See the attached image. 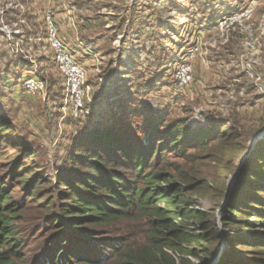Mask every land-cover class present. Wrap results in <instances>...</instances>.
<instances>
[{
    "label": "trees",
    "instance_id": "16d2710c",
    "mask_svg": "<svg viewBox=\"0 0 264 264\" xmlns=\"http://www.w3.org/2000/svg\"><path fill=\"white\" fill-rule=\"evenodd\" d=\"M154 70L135 85L153 86ZM129 100L81 131L53 182L0 114V264H212L222 239L214 264H264V139L232 191L251 135L216 110L193 128ZM204 198L225 204L222 235L216 210L196 207Z\"/></svg>",
    "mask_w": 264,
    "mask_h": 264
},
{
    "label": "rangeland",
    "instance_id": "374dc122",
    "mask_svg": "<svg viewBox=\"0 0 264 264\" xmlns=\"http://www.w3.org/2000/svg\"><path fill=\"white\" fill-rule=\"evenodd\" d=\"M73 2L80 26L87 32L78 33L75 46L67 43L55 17L54 21L59 37L85 72L88 112L82 119L70 114L67 87L46 39L44 13L36 24L40 30L29 24L26 40L14 38V34L26 31L16 22L0 33L7 37L0 40L4 47H0V114L12 124L13 139L28 148L44 169L42 179L53 182L56 168L64 163L81 131L102 119L110 120L129 99L136 98L132 105L137 109L147 106L156 114H165L169 121L189 117L187 123L193 128L207 120L198 107L201 103L204 109L214 108L230 117V123L252 138L264 130V0ZM247 8L250 17L237 18L232 25L227 21L231 17L233 23ZM113 30L116 33H106ZM191 46L198 49L191 83L176 92L175 68L181 53ZM161 62L170 63L156 72L154 85L143 82L142 89L138 88L133 82L136 73L150 79L149 71L160 69L157 65ZM30 78L43 82L41 92H25L23 82ZM152 87L156 90L151 91ZM7 151L14 153L10 148ZM247 154L235 162L227 183L229 190L236 189ZM13 195L21 199L19 189ZM196 203L197 208L216 210L222 235L225 204L206 198L196 199ZM39 237L40 233L34 235L26 252L38 245ZM227 247L222 239L212 264Z\"/></svg>",
    "mask_w": 264,
    "mask_h": 264
},
{
    "label": "built area",
    "instance_id": "2783aa9c",
    "mask_svg": "<svg viewBox=\"0 0 264 264\" xmlns=\"http://www.w3.org/2000/svg\"><path fill=\"white\" fill-rule=\"evenodd\" d=\"M251 10L245 9L242 14L233 18L224 17L223 22L230 21V24L237 23V18L250 17ZM44 25L45 35L53 53V61L59 72L60 76L64 80L67 87L68 104L70 114L74 119H82L87 114V106L85 102L86 86H85V72L83 68L75 61L74 57L59 37L58 30L54 21V15L51 9H47L44 13ZM225 23V22H224ZM223 23L220 24L222 26ZM234 31L236 27L232 28ZM197 47H188L183 53H181L178 63L175 68L174 80L175 91L183 90L191 83L193 72V61L197 54ZM23 87L26 93L34 95L42 91L43 82L38 78L26 79L23 82Z\"/></svg>",
    "mask_w": 264,
    "mask_h": 264
},
{
    "label": "crops",
    "instance_id": "0c3cea01",
    "mask_svg": "<svg viewBox=\"0 0 264 264\" xmlns=\"http://www.w3.org/2000/svg\"><path fill=\"white\" fill-rule=\"evenodd\" d=\"M73 1L74 0H0V33H5V30L2 28L10 29L13 23L16 22V24L20 25L22 29L25 28L26 31H24V33L14 34V38L21 37L26 40L29 35L27 29H31L29 24L33 25L32 27L34 29H38L36 24L40 21V13H45V11L51 7L54 10V17L59 23V33L64 36L68 44L75 46V40L78 39V33L87 32L80 26L81 21L77 18L76 12L78 11L74 9L73 5L75 4ZM144 17L148 20L151 19L149 18L150 16ZM41 32L39 31V33ZM1 39L7 40V37L0 36V40ZM1 46L2 43L0 41V47ZM1 48L4 49V47ZM161 70L162 69L160 68L154 71L160 73ZM136 80L137 77L135 81ZM198 107L202 109V112L205 111L206 113L214 109L213 107V109H204L201 103ZM206 121L202 122L201 125L205 124Z\"/></svg>",
    "mask_w": 264,
    "mask_h": 264
},
{
    "label": "water",
    "instance_id": "95a60500",
    "mask_svg": "<svg viewBox=\"0 0 264 264\" xmlns=\"http://www.w3.org/2000/svg\"><path fill=\"white\" fill-rule=\"evenodd\" d=\"M264 139V130H262L260 133H258L256 136H254L251 140V143H250V147H249V152L247 155L250 154V152L252 151V149L254 148V146L262 141Z\"/></svg>",
    "mask_w": 264,
    "mask_h": 264
}]
</instances>
